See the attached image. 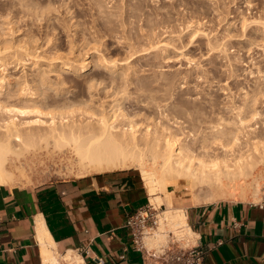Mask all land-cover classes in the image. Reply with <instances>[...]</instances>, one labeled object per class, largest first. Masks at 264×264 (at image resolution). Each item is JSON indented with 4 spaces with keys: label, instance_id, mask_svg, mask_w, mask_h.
<instances>
[{
    "label": "rangeland",
    "instance_id": "rangeland-1",
    "mask_svg": "<svg viewBox=\"0 0 264 264\" xmlns=\"http://www.w3.org/2000/svg\"><path fill=\"white\" fill-rule=\"evenodd\" d=\"M18 4L19 0H0V58L8 62L12 76H19L20 80L29 78V72L36 71L38 65L47 67L48 62H57L61 57L85 55L89 52L88 46L95 45L100 52L96 49L97 53L93 54L100 53L118 64L127 56L125 65L119 64L113 76H119L121 68L127 70L125 73L129 76L125 84L119 80L112 82L109 79L112 73L107 69L91 66L84 77L98 71L102 74V79L101 74L98 79L104 80L91 92L96 95V103L119 104L134 121L141 122L145 114L151 121L156 118L169 127L168 131L176 133L179 139L186 137L193 146L208 134L205 122H215L220 116L234 117L233 106L241 105L243 116L247 118L258 110L249 124L254 127L252 135L264 139V33L260 25L252 21L259 17L264 19V0H38L39 7L34 16L30 12L31 17L26 15L28 12H22ZM103 21L104 25H99ZM106 22L109 23L106 25ZM242 22L246 23L245 27ZM195 29L199 33L191 36ZM31 44L39 46L35 52L40 55L39 64L34 66V62L32 65V60H28V64L22 65L21 52L25 49L28 52L27 48L31 52ZM213 45L216 48L211 49ZM134 51L136 53H132ZM17 53L19 64L15 58ZM258 70L260 73H256ZM71 77L73 81L66 78L63 97L78 94L86 97L84 77ZM108 90H112L113 97ZM257 90L261 92L254 105L250 108L251 103L247 102L245 106V93L252 95ZM118 100L121 104L116 103ZM211 103L212 108L208 106ZM213 148L217 147L213 145ZM22 172L20 184L82 175L74 162L54 151L40 152L23 160Z\"/></svg>",
    "mask_w": 264,
    "mask_h": 264
},
{
    "label": "bare ground",
    "instance_id": "bare-ground-1",
    "mask_svg": "<svg viewBox=\"0 0 264 264\" xmlns=\"http://www.w3.org/2000/svg\"><path fill=\"white\" fill-rule=\"evenodd\" d=\"M35 1L19 0L22 8L20 10L25 14L28 12L26 15L29 16L30 12H33L34 16L35 10L39 7L38 0ZM259 18L252 21L258 23L264 33V19ZM104 21L103 23L99 22V25L103 26ZM108 23L106 22V25ZM242 23L245 27L246 23ZM198 31L195 29L190 35L195 36L199 33ZM206 34L208 35V33ZM45 36L47 37V35ZM34 44H31V52L27 46L25 47L28 52L25 47V52L21 48L23 50L21 52L22 57L20 54L19 57L22 65L28 64V60H32L31 63L33 65L34 62L35 66L39 61L40 55L35 54L39 46L34 47ZM159 44L164 47L167 46V43L164 42H159ZM212 47L211 49L216 48L215 46ZM96 49L98 51V47L90 45L87 48L89 52L85 55L82 54L84 56H79L80 53L74 54L73 57L66 56V59L62 57L60 59V56H56L60 60L48 62L47 67L41 66L42 64L36 65L38 69L36 71L33 69L34 72L28 74L30 75L29 78L28 76L22 77V80L19 76L9 74L8 62L6 63L5 59L0 58L1 184L19 183L23 174V160L38 156L40 152L54 151L64 154L70 162H74L80 168L82 175L91 171L105 172L135 168L141 174L149 203L158 211L157 229L161 230L166 223L174 228L184 225L188 227L187 238H192L194 233L186 221L184 208L172 205L171 198L174 191L170 187L179 188L186 184L196 200L208 201L223 196L251 198L254 201L259 199L264 185V167H261V163L264 161V139L258 138L259 136L255 138L256 135H252L254 127L249 124L258 110H254L255 112L251 114V117L247 118L243 116V106H233L234 117L231 116L227 119L220 116L215 122H205L203 125L208 134L199 141L197 146H193L192 143L185 140L186 137L179 139L176 133L168 131L169 127L160 120L159 122L156 121V118L151 121V117L145 114L143 120L138 122L130 117L129 112L121 109L119 104L108 103L105 105L102 101L96 103V95L91 92L94 88L96 89L100 81L103 82L104 80L98 79L99 74H101V72L98 74V71H92L84 77L91 66H102L107 69L109 73H112V75L110 74L111 78H109L112 82L119 80L125 84L129 77L125 73L127 70L124 71L123 68H121L123 71L120 70L119 76H113L115 68L119 64L125 65L127 56L118 64L117 61L106 59L100 53L93 54L92 52L95 53ZM18 53L15 57L16 62L19 61ZM132 53H136V51ZM139 54H143V52ZM58 62L59 64H57ZM260 71L255 72L260 73ZM249 72L252 73L253 71ZM50 73L54 74V79L50 77ZM64 73L84 77V81L87 82L88 93L86 97L81 94L63 97L66 92L64 88L66 78L69 80L72 78V75L69 78ZM100 76L99 78L102 79V74ZM72 79L75 80V78ZM110 86L112 87V85ZM119 89L118 91H120ZM110 91L108 90V92ZM258 92L261 91L257 90L252 95L245 93L246 103L244 105L246 106L247 102H250L251 105L248 104V106L251 108L256 102ZM224 93L226 94L227 91ZM109 94L113 97L111 92ZM110 96L107 97L110 98ZM12 99L14 102H9ZM119 100L116 103L121 104ZM213 105L212 103L208 104L210 108ZM118 106H120L119 112ZM107 107L110 111L107 110ZM157 116L159 115L157 114ZM247 127H249L248 130ZM213 145L217 148H213ZM215 149L218 151L215 152ZM36 227L42 264H84L82 257L72 250L63 254L56 251L54 241L42 221H37ZM158 234L160 233L158 232ZM156 240V243L162 241L163 236L158 235Z\"/></svg>",
    "mask_w": 264,
    "mask_h": 264
},
{
    "label": "crops",
    "instance_id": "crops-1",
    "mask_svg": "<svg viewBox=\"0 0 264 264\" xmlns=\"http://www.w3.org/2000/svg\"><path fill=\"white\" fill-rule=\"evenodd\" d=\"M130 169L136 170L0 183V264H42L37 221L58 253L72 250L84 264H97L96 257L103 264H145L124 226L149 201L140 172ZM170 189L172 205L184 208L195 243L204 251L202 264H264V185L257 201L196 200L185 186Z\"/></svg>",
    "mask_w": 264,
    "mask_h": 264
},
{
    "label": "built area",
    "instance_id": "built-area-1",
    "mask_svg": "<svg viewBox=\"0 0 264 264\" xmlns=\"http://www.w3.org/2000/svg\"><path fill=\"white\" fill-rule=\"evenodd\" d=\"M158 219L157 209L148 201L146 205L130 214L124 222L131 235L132 249L140 253L144 263L202 264L204 251L195 243V236L186 237L188 227L182 225L172 228L166 223L158 230ZM158 232L163 236V240L156 243V238L160 235ZM95 261L97 264H103L99 257H96Z\"/></svg>",
    "mask_w": 264,
    "mask_h": 264
}]
</instances>
